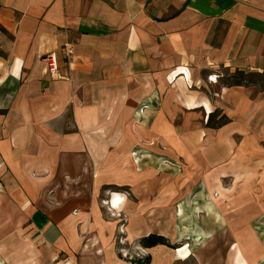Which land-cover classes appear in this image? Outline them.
Here are the masks:
<instances>
[{
  "label": "crops",
  "instance_id": "0c3cea01",
  "mask_svg": "<svg viewBox=\"0 0 264 264\" xmlns=\"http://www.w3.org/2000/svg\"><path fill=\"white\" fill-rule=\"evenodd\" d=\"M52 51L63 79L45 73L43 56ZM226 73L264 74V0H0V162L15 174L19 215L46 245L75 252L77 264H120L103 246L84 249L75 233L78 204L50 195L52 167L42 159L24 167L16 158L128 155L144 139L145 106L148 124L226 116L216 130L264 116V91L252 98L253 88L224 84ZM211 75L217 84H208ZM204 85L221 97L198 89ZM68 122L77 134L66 133ZM27 141L46 147L24 150Z\"/></svg>",
  "mask_w": 264,
  "mask_h": 264
},
{
  "label": "rangeland",
  "instance_id": "374dc122",
  "mask_svg": "<svg viewBox=\"0 0 264 264\" xmlns=\"http://www.w3.org/2000/svg\"><path fill=\"white\" fill-rule=\"evenodd\" d=\"M184 77L190 79L189 71ZM218 81L219 76L207 77L208 84ZM236 82L247 91L253 88L252 98L264 91V74L226 73L224 84ZM201 88L215 99L221 97L210 85ZM146 108H139L138 127L144 139L129 146L128 155L37 158L24 152L16 160L24 167L38 159L50 165L54 177L51 172H33V177H53L51 185L57 188L50 195L78 204L73 208L75 233L82 244L96 236V246H103L120 264H143L148 257L150 264H240L241 252L248 258L241 264H264L263 114L216 130L207 127L208 115L200 123L185 124L179 118L171 125L143 123L148 120L143 115ZM66 127L67 134H77L71 123ZM23 144L24 150L33 152L46 147L43 141ZM68 145L76 144L50 143L54 149ZM140 151L144 154L131 156ZM19 192L15 174L2 160L0 264H77L75 252L59 253L31 230L28 219L19 215L25 211L16 199ZM151 234L165 238L166 245L144 248L141 241ZM243 237L249 249L242 247L235 255L236 242Z\"/></svg>",
  "mask_w": 264,
  "mask_h": 264
},
{
  "label": "trees",
  "instance_id": "16d2710c",
  "mask_svg": "<svg viewBox=\"0 0 264 264\" xmlns=\"http://www.w3.org/2000/svg\"><path fill=\"white\" fill-rule=\"evenodd\" d=\"M236 74L241 75V76L244 75V73H236ZM234 85H239L240 86V85H242V83L241 82H236V83H234ZM214 116H215V114H211L210 115V117L208 119V124H207L208 128L220 129V128L224 127L225 125H227L229 123L228 118L226 116H223L217 121V123L214 124ZM141 245L144 248L152 249V248H155V247H157L159 245H166V240L163 237L151 234V235H149V236H147V237L142 239ZM143 264H150V258L148 257L147 260H146V263H143Z\"/></svg>",
  "mask_w": 264,
  "mask_h": 264
},
{
  "label": "built area",
  "instance_id": "2783aa9c",
  "mask_svg": "<svg viewBox=\"0 0 264 264\" xmlns=\"http://www.w3.org/2000/svg\"><path fill=\"white\" fill-rule=\"evenodd\" d=\"M63 51L68 60L72 57L74 53L73 48L67 44L63 47ZM43 61L45 63V73L46 74L50 75L52 78H55V79H63V77H61L60 75V68L58 65V54L56 51L46 53L43 56ZM180 73H184V72L179 71L177 72V75ZM184 76H186V74Z\"/></svg>",
  "mask_w": 264,
  "mask_h": 264
},
{
  "label": "bare ground",
  "instance_id": "6f19581e",
  "mask_svg": "<svg viewBox=\"0 0 264 264\" xmlns=\"http://www.w3.org/2000/svg\"><path fill=\"white\" fill-rule=\"evenodd\" d=\"M141 153H137L136 154V152H135V154H131V156H135V157H138V156H140V155H138V154H144L143 153V151H140ZM151 160H152V158H151ZM138 169V168H137ZM164 170V169H163ZM165 171H167V170H165ZM195 171V174H196V172H197V170H193V171H191V172H194ZM222 178H224V177H221V179ZM56 189V188H55ZM65 193V192H64ZM228 202V201H227ZM115 206H118L119 205V200L117 199V200H114L113 202H112ZM230 206V205H229ZM230 209V208H229ZM211 223V222H210ZM215 224V223H214ZM18 226H19V224H17ZM208 225V224H207ZM212 225V224H211ZM209 226V225H208ZM211 227V226H210ZM221 228V227H220ZM221 230V229H220ZM211 231V230H210ZM198 232V231H197ZM212 232V231H211ZM217 234V233H216ZM144 235V234H143ZM260 236V235H259ZM219 237V236H218ZM264 237V236H263ZM254 238V237H253ZM227 239V238H226ZM228 239H231V238H228ZM255 240V239H254ZM223 241V240H222ZM248 240L246 239V238H241V239H238V241L236 242V247H235V252H234V254L236 255V253H237V251L240 249V248H242V247H244V248H247V249H249V247H247L246 246V242H247ZM216 242V241H215ZM257 242V241H256ZM217 243V242H216ZM263 243V242H262ZM97 244V238H96V236H93V237H91L90 238V240H89V242L88 243H86V245H84V249H87V248H89V246H95ZM224 245V244H223ZM226 245V244H225ZM258 245V244H257ZM215 250V249H214ZM254 250V249H253ZM251 251V250H250ZM245 252V251H244ZM263 252V251H262ZM237 255L238 256H241L240 258H237V261H238V263H247L246 262V260L248 259L247 257V259L245 258V256H244V254H243V252H241V253H237ZM233 258H235V257H233ZM251 260V259H250ZM250 260H248V261H250Z\"/></svg>",
  "mask_w": 264,
  "mask_h": 264
}]
</instances>
